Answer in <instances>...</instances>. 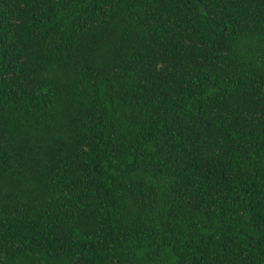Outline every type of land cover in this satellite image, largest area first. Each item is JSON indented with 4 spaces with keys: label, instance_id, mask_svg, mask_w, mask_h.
Instances as JSON below:
<instances>
[{
    "label": "trees",
    "instance_id": "obj_1",
    "mask_svg": "<svg viewBox=\"0 0 264 264\" xmlns=\"http://www.w3.org/2000/svg\"><path fill=\"white\" fill-rule=\"evenodd\" d=\"M0 264H264V0H0Z\"/></svg>",
    "mask_w": 264,
    "mask_h": 264
}]
</instances>
